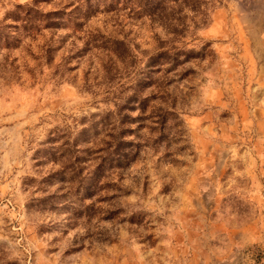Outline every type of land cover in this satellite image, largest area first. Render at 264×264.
Returning <instances> with one entry per match:
<instances>
[{
  "label": "rangeland",
  "instance_id": "1",
  "mask_svg": "<svg viewBox=\"0 0 264 264\" xmlns=\"http://www.w3.org/2000/svg\"><path fill=\"white\" fill-rule=\"evenodd\" d=\"M213 5L0 0V264H264V0Z\"/></svg>",
  "mask_w": 264,
  "mask_h": 264
},
{
  "label": "trees",
  "instance_id": "2",
  "mask_svg": "<svg viewBox=\"0 0 264 264\" xmlns=\"http://www.w3.org/2000/svg\"><path fill=\"white\" fill-rule=\"evenodd\" d=\"M119 1V0H118ZM124 5L137 6V8L148 16H152L166 9L169 4L182 7L185 11H189L193 16H199L202 26L206 25L209 19L207 11L214 4V0H121ZM214 6V5H213ZM29 13V12H28ZM140 13V12H139ZM29 14L26 15V18ZM43 28H50L45 25Z\"/></svg>",
  "mask_w": 264,
  "mask_h": 264
}]
</instances>
